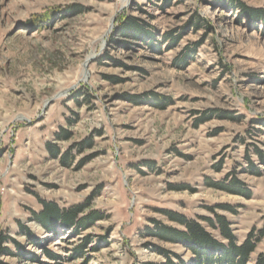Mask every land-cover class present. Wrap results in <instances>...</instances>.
Returning a JSON list of instances; mask_svg holds the SVG:
<instances>
[{
    "label": "rangeland",
    "instance_id": "obj_1",
    "mask_svg": "<svg viewBox=\"0 0 264 264\" xmlns=\"http://www.w3.org/2000/svg\"><path fill=\"white\" fill-rule=\"evenodd\" d=\"M238 1L264 10V0ZM71 5L83 12L65 14ZM125 17L150 26L152 41L120 38ZM252 25L214 0H0V236L20 249L4 244L0 264H165L158 248L191 264L185 247L143 235L150 220L177 228L164 210L213 236L201 219L222 215L238 243L261 229L264 24ZM76 90L85 95L73 100ZM60 129L71 139L56 142ZM85 138L93 146L77 152ZM47 142L70 150L72 165ZM231 176L250 198L208 186ZM93 195L103 219L78 236L34 218L43 202ZM261 253L264 238L249 264Z\"/></svg>",
    "mask_w": 264,
    "mask_h": 264
},
{
    "label": "trees",
    "instance_id": "obj_2",
    "mask_svg": "<svg viewBox=\"0 0 264 264\" xmlns=\"http://www.w3.org/2000/svg\"><path fill=\"white\" fill-rule=\"evenodd\" d=\"M219 2L221 5L227 4L230 8H235L240 12L248 23L253 22L261 25L264 24V10L251 8L244 5L238 0H214ZM65 14L75 16L83 12V8L78 5H71L65 9ZM195 27L197 24L195 23ZM209 29V28H208ZM150 26H144L135 18L125 17L119 23L117 27V35L120 38H129L131 36L139 37L142 40L145 36L152 41L153 37L150 34ZM170 36V35H169ZM143 37V38H142ZM173 43L176 42V38L172 39ZM169 38V39H170ZM120 39H112L111 43H119ZM151 43V42H150ZM152 44V43H151ZM151 47V45H150ZM152 48V47H151ZM156 50L159 47L156 45ZM194 52V51H192ZM187 58V57H186ZM110 60H112L110 58ZM184 64L188 63L184 59ZM112 82L114 79L108 78ZM80 90L73 92L70 97L73 100H77L79 97H83ZM129 102L134 104H140V100L136 96L126 97ZM165 100V99H164ZM166 103V101H164ZM164 104H158L159 108H164ZM264 126V120L258 122ZM71 132L67 129H60V131L54 134L56 142L68 141L71 139ZM93 146L91 138H85L82 142L76 144L77 152H83L85 149H90ZM45 148L50 154L51 158L58 159L61 166L69 167L72 165V156L70 150L60 153V150L55 143H45ZM259 158L262 160L261 153L256 151ZM89 159H86L87 161ZM84 161V162H85ZM83 162V163H84ZM82 162L80 163L83 164ZM249 169H254L253 165L250 164ZM208 186L216 190H221L230 194H237L246 199L250 198V191H248L244 185L237 180L235 176L228 177L223 182L208 183ZM182 190V189H179ZM95 195L90 197L87 202L83 204L72 205L68 208H62L53 202H43L42 210L39 213H33L34 218L44 228L45 231L56 232L58 229L69 231L75 236L79 235V232L85 231L87 228L93 226L96 222L103 219L102 213L97 210H91L88 204ZM226 210V207H225ZM166 219L177 225V228L169 227L155 220L152 222V228H144V236L153 237L160 241L179 244L186 248L190 254L191 264H249L250 256L254 253L256 245L264 238V226L259 230H252L243 242L238 243L236 237L233 235L230 229V222L222 215L214 214L211 218H202V222L208 229L215 232L213 236L205 227H203L200 221L195 219H189L184 217L183 214L176 213L169 210L161 211ZM27 234V233H26ZM30 236V234H28ZM6 243H12L19 249V245L15 243L10 237L0 236V256L3 254H9L8 249L3 247ZM86 248V243L80 244L74 248L75 256H81L82 250ZM158 252L165 259V264H186V262L175 253H171L167 250L159 249ZM48 258L57 260L60 257L57 254L51 253V251H45ZM74 258V257H73ZM252 264H264V253L257 255L255 261Z\"/></svg>",
    "mask_w": 264,
    "mask_h": 264
}]
</instances>
